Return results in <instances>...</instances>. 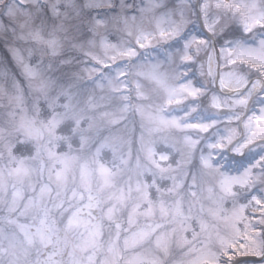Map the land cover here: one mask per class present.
Instances as JSON below:
<instances>
[{
	"label": "snow or ice",
	"instance_id": "obj_1",
	"mask_svg": "<svg viewBox=\"0 0 264 264\" xmlns=\"http://www.w3.org/2000/svg\"><path fill=\"white\" fill-rule=\"evenodd\" d=\"M0 264H264V0H0Z\"/></svg>",
	"mask_w": 264,
	"mask_h": 264
}]
</instances>
